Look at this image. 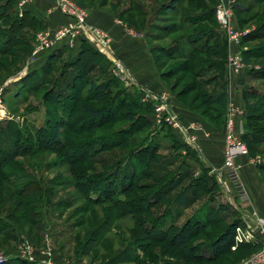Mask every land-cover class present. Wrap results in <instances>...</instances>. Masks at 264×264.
<instances>
[{"label": "rangeland", "instance_id": "1", "mask_svg": "<svg viewBox=\"0 0 264 264\" xmlns=\"http://www.w3.org/2000/svg\"><path fill=\"white\" fill-rule=\"evenodd\" d=\"M70 1L85 12L87 26L107 38L108 56L89 44L103 58L94 56L86 48L79 59L81 47L77 46L57 48L31 59L37 35L69 22V18L58 11L55 0H42L47 11L55 14V19L48 16L49 23L44 19L46 26L18 28L14 32L2 23L9 15L7 22L11 19L13 24V12L18 3L0 15V264H46L43 259L48 252L55 264H242L256 249L240 253H233L231 249L209 262L197 259L196 252L194 258L186 261L181 251L172 246L171 240L188 222L190 229L197 231L187 248L213 245L231 223L243 220L246 206H241L227 192L219 170L222 155L212 160L213 148L203 155L199 145V152L194 155L190 150L196 151V146L189 147L184 139L182 146L175 145L174 138L162 131V125L153 122L150 127L144 126L143 110L133 112L136 117L132 125L126 123L129 109L121 101L128 92L130 96L139 94L140 88L134 86L128 91V74L123 69L119 75L117 70L120 64L116 57L117 39H136L144 35L149 51L155 49V56L162 54L160 48L166 49L170 55L165 52L166 57L154 65L168 90L164 93L170 97L171 108L174 110V102H177L200 116V122L213 134L210 138L222 139L224 145L227 108L224 117L215 115L217 111L210 105L209 97L224 90L227 93V50L224 54L220 47H213L212 42L194 45L190 39L214 31L216 24L213 18L209 22L201 18L174 33L168 29L184 21L188 24V16L201 14L196 5H203L202 9L207 11L215 8L217 0H177L181 5L180 16L162 11V5L173 0ZM227 1L235 27L244 34L239 50L248 58L253 53L264 54V0ZM17 14L22 16L19 11ZM43 14L37 16L43 18ZM180 50L186 51L185 58L178 54ZM190 53L192 57L188 56ZM51 57L58 58L49 63ZM78 59L75 71L71 64ZM245 66L243 75L261 70L264 56L250 58ZM77 74L78 80L74 81ZM104 82H109L110 89L104 100L97 103L88 91L92 84ZM244 82L256 93L264 92L263 81L244 76ZM81 104L106 108L107 113L100 122L92 121L81 111ZM246 104L258 106L252 123L256 132L264 134L260 131V126L264 127V101L254 103L249 98ZM243 105L244 115L234 117L242 139L246 122ZM57 124L66 128L54 138ZM246 143L252 155H247V159L255 161L253 175L264 184V141ZM14 147L18 149V157L5 159ZM140 150L135 162H140L138 167L144 176L133 180L135 190L124 198L103 201L115 176L120 179L123 174L132 175L128 158ZM189 153L198 165L206 161L208 169L202 170L200 165V171L194 172ZM202 175L207 184L203 193L200 190L197 193L203 198L189 207L174 209L172 217L168 215L164 222L156 225L162 220L159 217L166 204L188 187L185 194H190V187L197 186L195 180ZM182 178L185 180L181 186L163 204L140 213L138 200L145 201L169 180ZM117 187L118 182L112 190ZM120 200L129 203V208L126 207L129 215H122V207L114 206L116 201L123 203ZM220 207L226 210L216 213ZM171 222L174 228L164 235L166 239L156 235L164 233ZM29 254L33 261L28 258Z\"/></svg>", "mask_w": 264, "mask_h": 264}, {"label": "trees", "instance_id": "2", "mask_svg": "<svg viewBox=\"0 0 264 264\" xmlns=\"http://www.w3.org/2000/svg\"><path fill=\"white\" fill-rule=\"evenodd\" d=\"M18 1L19 0H0V15H2L7 8L11 9L14 6V4L17 5ZM195 7L197 9H201L200 11L202 13L199 14L198 16L196 15V16H193L191 18L188 16L189 17V18L187 17V20L189 22L188 24H186L187 21H184V22L180 23V25L170 26L168 29L171 31V33H174L176 30H178V29L181 30L183 27H187L189 24L195 23L196 21H198L201 18L205 22H209L213 18L214 23L216 24V29L214 31L213 30L206 31V32L202 33V35H196L194 37L192 36L190 39H191V41H193L194 45H198L199 43H204L206 45L207 44L209 45V43L212 42V44L214 45L213 47H215V48L220 47L221 50H223L224 54H225L226 53V43H225L224 37L222 36V34L218 30L217 22L215 19V8L206 11L205 8L202 9L203 5L198 4ZM161 8L165 14H169L171 16H176V15L180 16L182 14L180 2L177 0H173L168 4H163ZM239 10H241V9H239ZM17 11L18 10L15 6V9L13 12L15 19H14V22L12 25H11V19H10V21L7 22L9 15L5 17V19H4L5 22H2V23H5L7 25V27L11 28L12 31L15 32V31H17L18 28H20V29L28 28V27H33L35 25L46 26V23H44V20L42 18H39L35 13L32 14V11L25 9L21 17L18 16ZM9 18H10V16H9ZM28 18L30 20H28ZM0 22H1V20H0ZM33 23H35V24L33 25ZM78 46H79V48L81 47L80 52H79V59L85 53L86 48H87V51H90V52L92 51V54L94 56H101V54H98L95 50H93L91 48V46H89V44H87L85 41H80ZM154 51H155V49H150V54H151L153 63H155V64L159 63L163 57H166L165 52H167V54H169L166 49L160 48V51L162 54H160L159 56H155ZM179 52L180 53H178V54H180V56H182L184 58L186 57V51L185 50H180ZM53 53H55V51ZM53 53H51V55H53ZM188 56L192 57V53H190ZM242 56H243L244 64L248 65L250 58H261L264 56V54H262V52L261 53L260 52L259 53H253V56H250L248 58L245 56L244 53H242ZM55 58L57 59L58 57H55ZM55 58L54 57L49 58V63H50V61L54 62ZM79 59L76 60L75 62H73V64H71V69L75 70L76 67H74V66L79 62ZM244 76H248L251 78L254 77V79L263 81V83H264V68H262L259 71H254V70H252L250 72L248 71V73H246L245 75L242 74L241 79H239V81H238L241 84V87L243 88V91H242L243 104H244L243 106L246 110V122H245V126H244L243 139L247 143H250L252 141H255L256 143H258L261 140L264 141V134L261 133L262 134L261 135L259 132H256V130L254 128L255 125H254V123H252L254 120L253 112L257 109L258 106H256V104L254 106L253 105L247 106V104H246V106H245V100H248L249 98H251L254 101V103H258V102L260 103V102L264 101V92L258 94L251 87L247 86L244 82ZM73 80L74 81L78 80V74L74 75ZM224 88H225V86H224ZM109 89H110L109 82L108 83L104 82V83H101L99 85L92 84L89 91H88V94H89V96H93L97 103H101L104 100V97L106 96V94L109 92ZM249 93L251 94V96ZM60 95H62V94H60ZM130 95L131 94L128 92V95L125 94V98H124L126 101L125 100L121 101V102H125L126 105L128 106V109H129L125 115L126 116L125 117L126 123H131L130 125H132L133 120L136 117L133 114V112L137 111V110H139L141 112V110H143L144 111L143 112L144 113L143 118L146 120L144 123V126L150 127V124L155 122L154 116H153L154 114H153L152 105L142 103L140 100V95L138 93L135 96H130ZM209 101H210V105L214 106L215 111H217L215 115H218L220 118L224 117L226 106H227V93H226V91L224 90V91H220L216 94H213L212 96L209 97ZM80 109L83 112V114L85 115V117H87L88 119L95 121V122H100L102 120L103 116L106 115V113H107L106 108H92V107L88 106L87 104H81ZM201 118L203 121L205 120L203 117H201ZM256 119H257V116H256ZM207 124H209V123H207ZM162 127H163L162 131H164V133L166 132V133H168V135L170 137L174 138V144L175 145L182 146V143H183L182 140L180 138H179L180 141L177 139V136L172 133L173 130L171 128H169L165 125H162ZM65 128H66L65 125L64 126L58 125V124L55 125L54 138H58L60 136L61 131ZM260 131H264V127L260 126ZM165 137H166V134L163 135V138H165ZM250 140H252V141H250ZM57 141H58V139H57ZM15 145L16 144H14V146ZM154 146H156V145H154ZM141 152H142L141 150L133 152L131 157L129 156V158H128L129 163L131 164V173H129V174L130 175L132 174L131 175L132 177L131 176L129 177L128 174H123L122 177L120 179H118V177L115 176V180L111 183V187L108 188L111 190H107V192L104 194V195H106V197L103 198L104 199L103 201H111L113 199H116L117 197L124 198V196L130 194L131 192H133L135 190L133 180L136 181L140 177L143 178L142 176H144V175H142L141 168L138 167V165H140V162H137V163L135 162V156L139 155ZM190 152L195 155V153L193 151L190 150ZM191 153H189V155H190V157H193L191 155ZM6 155L7 156L5 159L13 160L16 157H18V149L16 147H14V150L10 154L7 153ZM250 156H252V155L248 152V157H250ZM151 162L153 163L154 161H151ZM200 165H202V164H199V166ZM138 169H140V172H137ZM202 170H205V168L203 167ZM105 175H103V176H105ZM182 180H185V178H182L180 180H169L168 184H165L166 186L159 188L152 195H148L147 199L145 201H143L144 199H142V198L140 200H138L137 204L140 205V213H142V212L146 213L148 210H153V208H155L156 205L163 204L166 201V199H168L167 197H169V195L171 193L176 191L181 186ZM195 181H196L195 183L197 186L190 187L191 188L190 194H185V191L189 190V187H188V189L180 192L178 194V196H176L173 200L169 201L166 204V209L164 210V213L162 215H160V217H159L162 220L157 222L156 225L157 224L159 225L160 222H164L168 215L172 217V212H174V209L189 207L191 204H194L195 202H197L203 198V196L198 195L197 192H198V190H200L201 193H203L205 191V185L207 184L206 177H204L202 175L198 179H196ZM117 182H118V187L115 190H112V188L115 187V184ZM167 186H168V188H167ZM196 187H198V189H196ZM121 202H123V203H119L116 201L114 206L115 207L121 206L122 207L121 210L123 212L122 215H124V214L129 215V212H127V210H126V207L129 206V203H124V201H121ZM144 202H145V204H143ZM127 208H129V207H127ZM225 210H226V207H220L219 209L217 208L215 210V212L219 213L220 211H225ZM176 212H177V210H176ZM131 213L134 214V212H131ZM206 217H208V214L206 215ZM154 221L156 222V220H153V222ZM201 223H203L202 220H201ZM189 224H190V222L186 223L178 232L179 234L171 240L172 246L175 249H178L181 251L182 257L186 261H190L192 258H194L193 253L196 252L199 255L198 257H196L197 259H204V260H208L209 262H211V261L217 260L220 257V255L231 251V248L234 245L235 228L237 226L242 225V220H240L237 223L236 222L231 223L228 226V229L223 234H221L219 238L216 239V242L213 245L206 246L204 244H200L199 246L194 247V248H187L186 247V245L189 242H191L192 239L195 238V235H196L195 232L197 231L195 229H190ZM199 227L204 228L203 225H200ZM173 228H174V225L172 226V222H171V224H169L167 226L166 231L164 233L160 232L162 235L161 234H156V235L162 236L163 239H166L164 235L168 234L169 231ZM152 229H154V227H152ZM250 249L255 250V249H257V246L254 244H240L232 252L233 253H240V252H244V251H247ZM29 264H31V263H29Z\"/></svg>", "mask_w": 264, "mask_h": 264}, {"label": "built area", "instance_id": "3", "mask_svg": "<svg viewBox=\"0 0 264 264\" xmlns=\"http://www.w3.org/2000/svg\"><path fill=\"white\" fill-rule=\"evenodd\" d=\"M48 1V0H46ZM32 2V0H19L17 10L22 15ZM58 11L66 18H69L67 24H63L55 30H46L36 37V46L32 52V60L42 54L48 53L57 48L73 49L78 46L80 41L93 45L103 54L108 56V40L98 30L87 26L85 23V12L81 10L74 2L70 0H55ZM215 19L218 30L222 34L226 43V68L229 74L228 85L237 84L245 70V64L242 58V52L239 50L243 33L235 27L233 23L232 11L227 0H217L215 6ZM118 74L121 75L123 67L117 66ZM125 75V72L123 73ZM227 116L226 127L224 131V145L222 151V162L219 168L223 184L234 200L241 201L248 198V190L246 183L242 177V165L238 159L248 155L247 148L242 142L241 134L236 127L234 117L244 115L243 108L235 104L230 93H227ZM142 103L151 104L153 107L154 120L158 125H165L177 132L186 144L195 148L194 137L192 133L199 130L198 126L184 125L180 118L172 111L170 106V97L166 93L155 94L151 91L142 93ZM2 111L0 101V114ZM248 163H255L249 160ZM240 244H254L257 249L250 258H247L242 264H264V217L259 216L252 211L247 217L243 218L242 225L237 226L234 232V245L231 248L235 250ZM43 263L55 264L51 262V252L46 253ZM33 261L31 254L28 258ZM1 261V259H0Z\"/></svg>", "mask_w": 264, "mask_h": 264}, {"label": "crops", "instance_id": "4", "mask_svg": "<svg viewBox=\"0 0 264 264\" xmlns=\"http://www.w3.org/2000/svg\"><path fill=\"white\" fill-rule=\"evenodd\" d=\"M44 7L45 10H43ZM26 9L32 11L33 13L36 12L39 15L44 13V17L42 19H45L46 22L49 21L48 16L50 18L53 17L52 19H55V14H52L51 12L47 11L46 4L44 2L42 3V0H34L32 3L27 5ZM116 43V49H118V52L116 53L113 50V53H116L117 59L120 60V65H123V69L128 74V91L133 90V88H135L134 86H136L137 89L140 88V100L142 98V93L146 91H151L155 94H162L166 91L168 92L166 86H164V83H162L160 80L159 73H157V71L155 70V65L153 63L149 47L147 46L144 35H140L136 39H117ZM112 46L114 47L113 43ZM226 90L227 93H230L232 99H234L235 104L241 107L243 105V88L238 84L232 83L229 86L227 82ZM174 105L175 107L174 110L172 109V111L180 119H182L181 121L184 124L199 127V130L194 131L192 133L194 137V145L196 146V151L194 150V153L198 154V147L200 145L202 147L203 155L204 153H206L207 155V149L210 150V148H213L214 153L213 157L211 156L212 160L220 159L223 150V143L221 142L222 139H220V141H217L213 137L210 138L211 135H213L212 132H210V130H208L203 125V123L200 122V118L198 117V115L193 112L187 111L182 105L178 104L177 102H174ZM175 110H177L179 113H177ZM172 133L177 136L178 140L179 138L182 140L180 136L178 137V134L175 131H172ZM207 158L208 156L206 157V159ZM190 160L192 161V164L195 167L194 172L200 171V167L197 163L193 161V157H191ZM238 161L242 165V177L246 183L248 190V198L246 200L239 201L242 204L241 206H246V212L243 213L242 217H247L252 211H255L259 216L264 217V184H262L259 179L256 180L255 175H253V173L255 174V163H248L249 160L244 157L239 158ZM208 165L209 164L205 161L203 167L205 169H208Z\"/></svg>", "mask_w": 264, "mask_h": 264}]
</instances>
